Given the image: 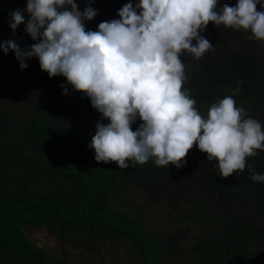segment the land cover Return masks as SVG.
<instances>
[{
  "label": "trees",
  "instance_id": "obj_1",
  "mask_svg": "<svg viewBox=\"0 0 264 264\" xmlns=\"http://www.w3.org/2000/svg\"><path fill=\"white\" fill-rule=\"evenodd\" d=\"M21 1L0 0V40L2 25ZM131 2L135 6L138 0ZM98 3L102 13L95 16V24L84 21L86 30L95 31L99 23L119 19L109 1ZM225 3L235 6L237 0H218L217 7ZM257 10L264 11L259 5ZM201 35L213 48L199 60L180 57L188 73L195 75L194 83L186 79L183 84L195 99V107L201 100V115L206 117L211 105L219 101L218 94L221 98L230 95L237 107L247 106L250 117L263 123L264 43L249 39L250 32L223 25L217 28L212 22ZM233 39L238 40L237 46ZM3 57L0 51V62ZM32 61L43 72L38 58ZM208 90L213 91L210 99ZM55 93L51 87L41 93L32 114L0 116V204L4 203L0 208V264L59 262L33 243L24 232L25 225L51 226L65 242L75 240L91 253L110 239L119 240L130 245L142 264H164L165 240L129 214L123 202H117L129 183L145 184L150 179L166 185L171 193L181 189L189 194L195 213L208 221L213 220L209 209L224 201L221 235L199 240L185 264H229L235 251L242 264H264V182L251 179V170L264 174V151L248 157L245 170L228 178H222L219 169L212 167L214 161H207L202 152L197 158L188 152L187 163L180 169L158 167L154 159L143 165L128 161L127 168L97 162L94 149L88 147L95 134L85 141L74 128L52 120ZM76 99L84 104L89 98L78 92ZM9 107L15 110L12 104ZM254 203L260 215L256 222L244 211ZM236 225L248 233H236Z\"/></svg>",
  "mask_w": 264,
  "mask_h": 264
},
{
  "label": "clouds",
  "instance_id": "obj_2",
  "mask_svg": "<svg viewBox=\"0 0 264 264\" xmlns=\"http://www.w3.org/2000/svg\"><path fill=\"white\" fill-rule=\"evenodd\" d=\"M93 2L87 0L81 12L76 0H27L28 20L17 9L9 13V25L15 32L25 24L38 42L21 49L8 40L0 49L12 51L21 70L28 67L26 60L38 58L49 78L65 77L109 121L96 123L88 145L97 162L127 168L128 161L143 165L154 159L158 167L180 169L196 146L228 178L264 151V127L246 118L232 96L213 103L206 117L198 112L183 88L187 78L180 59L199 60L213 48L201 35L209 22L250 32L249 39L264 43V11L257 10V5L264 9L262 0L219 8L218 0H138L135 6L129 0L117 11L119 19L103 21L95 31L84 23L97 15ZM251 179L264 182V174L251 170Z\"/></svg>",
  "mask_w": 264,
  "mask_h": 264
},
{
  "label": "rangeland",
  "instance_id": "obj_3",
  "mask_svg": "<svg viewBox=\"0 0 264 264\" xmlns=\"http://www.w3.org/2000/svg\"><path fill=\"white\" fill-rule=\"evenodd\" d=\"M105 1H109L110 5H114L115 9H117L115 10L116 15L121 5L123 6L127 3V0ZM76 2L79 3L78 10L81 12L88 6L87 0H76ZM26 4L23 0L13 9V11L21 10L24 13L25 21L29 18L26 12ZM98 4V0H95L91 7L97 11V15H101L102 8ZM9 19L10 17L5 20L1 27L0 43L14 40L21 49H27L38 42L33 41L30 35L27 34L25 24L19 25L16 31L13 32L9 25ZM95 20L96 17L92 20L93 24H95ZM237 41L233 39L231 42L237 46ZM0 51H2L4 56L0 62V116L9 112H14L12 118H15L16 115L32 114L38 97L48 79L50 83L54 84L56 89L54 94L56 113L52 117L53 121H60L74 128L85 141L95 134V126L98 121L104 124L109 123L91 106L90 99H87L84 104L78 102L76 99L78 92L67 83L65 77L56 76L49 78L46 72H38L33 67V58L26 60L28 67L21 70L20 62L15 58V54L12 51L7 54L2 49ZM185 71L187 73L186 78L189 80L188 83H194L195 75L190 73V71L188 73L186 68ZM64 88L68 89L67 94H63ZM208 91L206 97L210 99L213 91ZM217 93L218 91L214 92V94ZM191 94L195 96L193 92ZM217 96H219V100L224 98H221L219 94ZM10 104L14 106L15 110L10 109ZM198 104L199 106L196 109L200 114L204 113V105L201 104V100L200 103L198 101ZM241 108L247 113L246 118L250 117L249 108L247 106H242ZM261 120L264 123V116H262ZM260 123L263 124L262 122ZM139 124L140 121L137 120L132 125V130L135 131ZM200 154L201 151L196 146L189 151L191 158H197ZM216 164L217 162L214 161L212 167H215ZM165 186L154 179L148 180L145 184H141L139 181L131 182L117 202H123V207L129 214H132L145 224L148 229L165 240L168 247L164 257V264H185L199 240L206 235L215 237L221 235L223 214L220 206H224V201H221L218 207L214 206V208L209 209V212H212L213 220L208 221L203 219L199 213H195V209H193L194 201L189 194L186 195L181 189L174 190L171 193ZM242 205L240 206L241 209ZM244 211L250 219L255 218V222L257 217L260 216L255 203L254 205L245 206ZM206 217L208 216L206 215ZM23 229L37 247L44 249L59 261L40 264H142L133 253L130 245L119 240L110 239L104 246H100L98 249L96 247L95 251L91 253V249L86 250L75 240H71L69 244L65 242L51 226L25 225ZM235 232L239 234L241 232L248 233L240 225H236ZM240 239L241 235L238 240ZM229 264H242L240 254L235 251Z\"/></svg>",
  "mask_w": 264,
  "mask_h": 264
},
{
  "label": "flooded vegetation",
  "instance_id": "obj_4",
  "mask_svg": "<svg viewBox=\"0 0 264 264\" xmlns=\"http://www.w3.org/2000/svg\"><path fill=\"white\" fill-rule=\"evenodd\" d=\"M23 1V0H22ZM25 1V3H27V1L26 0H24ZM32 64H33V67H34V69H36L37 71H38V68H37V66L33 63V61H32ZM39 72V71H38ZM42 73H44V71L42 72ZM0 81H1V74H0ZM52 88L53 90H54V88H55V86H54V84H52V83H50L49 81H48V79H47V82H46V84H45V87L42 89V91H41V93H43L47 88ZM40 96V95H39ZM39 98V97H38ZM38 101V100H37ZM38 103V102H37Z\"/></svg>",
  "mask_w": 264,
  "mask_h": 264
},
{
  "label": "water",
  "instance_id": "obj_5",
  "mask_svg": "<svg viewBox=\"0 0 264 264\" xmlns=\"http://www.w3.org/2000/svg\"><path fill=\"white\" fill-rule=\"evenodd\" d=\"M9 196H10V195H9ZM9 196H8V197H9ZM3 205H4V203H1V204H0V208H1Z\"/></svg>",
  "mask_w": 264,
  "mask_h": 264
}]
</instances>
